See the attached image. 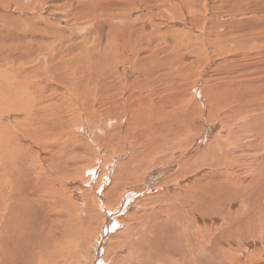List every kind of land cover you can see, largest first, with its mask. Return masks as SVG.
<instances>
[{"label": "rangeland", "instance_id": "1", "mask_svg": "<svg viewBox=\"0 0 264 264\" xmlns=\"http://www.w3.org/2000/svg\"><path fill=\"white\" fill-rule=\"evenodd\" d=\"M38 1L46 13L50 12L51 14L57 10L59 15L48 18L49 20H46V23L44 22L45 20L42 21V23L41 20H43V18H41L37 22L40 27H38L36 32H33L39 35L33 34L30 26L26 27L22 33L19 32L20 34L18 32H16L17 34H12L13 36L16 35L19 38L21 35H25V33H30L31 37H29L30 40L28 41L21 40L22 43H27L26 46L15 45L14 47L13 45L12 49V44L9 43V47L7 48L11 54L13 53L14 66H17L15 68V74L20 73L17 76L18 79H23L25 76V79L36 80V78H40L39 80H41L33 85L34 89H37L36 92L38 93L37 101L34 98L32 100L35 103L33 109L38 116H35L33 119L29 118L31 128H34L32 122L36 126L44 124L46 134L48 132L51 134L48 138L50 141L54 133L56 136L65 135L67 130H64L68 129L73 122H78L80 127L85 123L89 132L88 134L83 132H81V134L77 133V135H80L79 139L75 140L73 144L68 146H65V143L60 146H56L54 144L55 148H50L47 145L42 144L35 145L33 147L32 154L26 157L25 163L31 165L33 164L32 168L35 169L32 170L37 172L40 171V166H44L45 170L44 172L40 171L43 179H36L32 178V173L29 172L31 168H26V174L28 177L25 178L24 195H30L34 189H40L44 186L50 187L48 181L46 180L48 179L50 184L53 185V189L54 187H57L55 190H60L59 195L61 197L59 196L57 202L59 204H62L63 202L67 204L71 210H73L77 201L85 202L86 196L84 195V192H87V188L92 187L95 189L99 185L103 184L105 180L107 184L104 190H109L113 185L127 182V186L130 189L126 190L137 191L138 189L144 188L137 182V176L143 175L142 177H149L151 180L148 178L149 181H144L143 184L145 186L150 185V188H154V190L151 192H146V190L143 192L142 190L143 193H138L135 200H133V207L135 209H140L141 206L148 201L152 202L151 207L153 210L151 209L150 215H143V218L148 221V224L143 229L137 230L135 228L130 229L129 231L128 226H124L122 232L128 231L129 234L126 235L127 239L119 238L117 240L120 248L132 243L131 248L139 251H143L147 247H157L149 236V233L152 234L155 240L160 242L162 247H170L169 241L164 239L165 235L167 234V230L169 228L177 227L174 225H166L167 216L172 214L171 211L178 214L181 208L189 207L191 208L192 214H195L198 218L203 219L209 224L215 220V211L219 207H223L227 212L229 208L224 206V198L232 195L231 190L233 187L222 184H212L211 187L206 188L205 184L202 182V185L205 188L203 190L211 194L212 199H214L217 195L222 194L223 205L214 204L211 206L209 211H200L199 206L195 204L199 200H194L193 198L189 199V197L184 200H179L175 197L170 198L171 193L169 191L158 196L156 199V193H158V191H162V189L158 188V184L163 182L165 171L170 167V165L167 160L163 159L156 165H151L150 163L152 162L154 156L159 155L161 152L173 150L184 153V155H181L180 158L178 157V160H180L181 157L182 159L178 161L176 165L180 166L183 171L192 170L202 166V162L209 154V151L215 152L217 150H221L226 154H230V151H232L239 153L238 157L246 158L247 156H250V153L244 151L243 145L238 142L235 143L234 141L242 139V141L248 142L253 135L258 136L261 140L263 139L264 109H259V107L260 105H264V48L255 47L259 41L264 40V0H206V4L204 6L203 3L205 0H135L134 4H130L132 2L127 0H93L95 2L91 0L89 2H84L85 4L82 0H58L60 1V4L54 0ZM66 3L67 5L68 3H71V6L66 5L68 8L64 13H62V9L58 10V8L64 6ZM131 5H133V7ZM135 5L137 12L135 11L134 13L142 12L140 8L144 9L146 11L145 14L149 15L148 19L145 17L144 23L153 24V28L151 30V40L149 42L144 41L143 45V37V40H146L144 32L145 34H148L149 31L145 30L141 25L143 22L136 21L138 19L135 18V14L133 15V13H131V9L135 10ZM120 15L127 16L129 20L127 19L125 24L117 21L116 18ZM19 17L27 18L28 14L21 13ZM98 19H100V21H98ZM50 20L57 21V25L52 23ZM117 22L119 23L120 32L122 34L121 38L123 39L122 43L124 42V46H115L118 47V50H115V47L113 46L114 50H112L109 49L112 46L104 43V38L109 32L113 35L117 34V30L114 26ZM87 23L92 25L88 26ZM132 24H135V27L137 26L135 31L132 30ZM122 25H126L132 32L122 33ZM40 29L41 31L43 29L42 33ZM131 40L143 48L150 46L149 51L151 59H145V61L143 60V57H140L139 64L143 63V66L148 61H152V64L149 62L148 65L158 68V65L163 57L171 59L172 56H174V59H172L174 64L165 66V68L169 67L172 69L173 74L170 78L173 80V87L177 89H169L170 93L168 94V98H165L162 102H160V100L149 109H144L140 103H137L134 108L122 106V99H125L124 95H121L123 94V92H121L122 90L119 91V93H112V90L109 92V88L113 89L115 86H113L114 84H111L108 87L104 86L106 82H110L108 80L109 74L102 72L98 65V63L101 62V59L107 57V54L115 51L114 54L122 52L120 61L123 65H121V67L124 66L129 69L131 64L130 61L133 59V56H131V49L126 48H129L132 42ZM248 43L252 44L248 45ZM115 44L117 43L115 42ZM77 46L90 48L86 52L82 53L83 56L87 58V60L85 62L83 61L82 64H79V60H76L77 57L79 59L82 58V55H76L74 53V49H76ZM225 46L228 48L230 46L231 47L228 49L227 47L225 48ZM238 46H240V50H238ZM16 47L17 49L14 50ZM21 47L27 51L20 50L22 49ZM0 48H3L2 44H0ZM70 48L73 49L72 54L74 55L72 61L69 59V55L71 53ZM55 54H57V57ZM205 55L208 56L209 62L211 61V64L208 66L205 64L207 61V57ZM36 56H44L45 58L53 57L52 59L56 61L60 58L59 60H61V63L56 64L55 76L54 73H51L52 70L45 76L42 73V71L47 69V67L52 68L51 65L54 64V61L38 64L33 60ZM64 57L68 58L65 59ZM3 59L5 60V55ZM250 60L260 62L258 65L254 64L256 65L254 68L258 67L257 69H259V71L257 70V72H263L261 75H258L259 77L263 76L261 79L257 80L256 77H253L249 81V86L254 88L256 96H254L253 99L251 97L243 99L241 96L242 91L236 90V97L230 98L225 103H220L219 105H216V108H213L211 99L213 96L221 95L222 91V94L227 92V88L229 84H231V77H229L228 80H221L224 81L222 84H216L215 82H219V80L224 78V75L227 73L230 74V76H233L231 73L234 68L233 66H235V68H239L242 64H247V62L249 63ZM76 61L78 63L77 66L73 64ZM30 62H33L31 64H34L33 68L24 70V68L21 67L23 65H28ZM63 62H66L67 64ZM39 66L42 67V69ZM110 67L108 68V71L113 72L111 71L114 67L113 63ZM173 68L176 71L173 70ZM209 72H211V74L206 75V73ZM1 73L3 72L1 71ZM195 73L198 75L200 74L201 78L197 79V77H194V75H196ZM41 74L43 75L41 76ZM146 74L147 73L138 74L130 81L129 84L126 79L125 83L128 84L126 87L129 88L131 84L132 86L129 90L125 87L126 89L124 92L138 93L139 90L137 85L141 84L145 80L144 76H146ZM203 75L206 76L202 77ZM120 76L122 79L124 78V76ZM156 76L160 77L158 74ZM238 76L240 77V74H238ZM148 77L153 80L157 78L154 77L153 74H149ZM80 78H83L81 79V83L78 82ZM2 79L7 81V78ZM197 80H199L198 83H201L199 85L204 88L203 94L206 102V111L202 112V107L200 105L201 112H199L200 108L197 106L198 104L193 103L190 106V110L186 112L184 116H176L174 119L171 118V121L169 120L168 123L165 122V125L162 126V128L156 126L157 122L167 120L165 119L164 109L171 106V100L175 101L176 97L181 95V93H186L191 90L190 88H194V82ZM68 81L70 84L67 83ZM101 81L103 83V88L100 86V84H102ZM114 82L116 81L111 83ZM7 85H9V82H7ZM63 85H68L69 89L67 90H69V92H65V88L67 87L64 88ZM225 85H227L226 88L216 90L215 93L213 92L216 87ZM16 87L17 85L13 87V89ZM251 87L248 89V92L251 91ZM107 89L109 90L108 92L106 91ZM195 90L197 92V89ZM196 95L197 93H195V96ZM144 96L145 94H142L140 98ZM180 97L184 98L183 96ZM116 101H118L119 106H114L113 113L109 112V102L114 103ZM129 102L133 104V101ZM231 103L235 105V111L227 114L220 111V108L226 105H232ZM199 104L201 103L199 102ZM246 105H248L247 108L251 107V109H245ZM69 112H72L73 116H68ZM251 113L252 115H250ZM201 114L206 115L209 126H213L219 122V124L214 126L215 130L209 134L207 138H201V134L197 135L195 133L196 131L203 130L201 126ZM226 115L227 118L223 119ZM72 118V123L65 125V123L67 121L69 122ZM110 121L114 124H109ZM183 122L190 123V128L185 131L183 136H173L162 141L154 139V135L156 133L166 134L171 129L179 131L183 128V126H185ZM231 124L234 125L231 126ZM0 127L3 130L6 129L2 121L0 122ZM218 130L223 132V134L231 133V138L227 139V144L229 146H234V148H230L222 144L223 134L217 133ZM28 133L30 132L22 134L27 136ZM29 135H31V133ZM33 137L34 134L31 138ZM38 138H40V136H38ZM217 142L221 143V148H218L214 144ZM54 143L56 142L54 141ZM188 144H190V147H187L188 152H186L184 149ZM59 147L64 148L65 151L56 153L57 150L59 151ZM72 150H74L73 153ZM76 154H85L88 159L87 161H90V167L85 173L80 172L78 175L75 174L68 176V174L73 173L71 165L73 167L82 165L74 162L77 159L75 156ZM174 156L176 157L177 154L174 153ZM192 156L199 157V161L192 160ZM17 157L18 156H16V158ZM2 164H4L3 160ZM50 165V171L54 174L53 179L48 177L50 173L46 172V168L50 167ZM0 167H2V165H0ZM25 167H27L26 164ZM259 167L263 172L264 162ZM196 173L197 172H193L190 176H194ZM56 175L58 177H56ZM196 176L197 175L194 177ZM82 178L84 182L82 184L83 186H81L82 181H78V179L82 180ZM30 179H34V181L38 180L37 185L32 183L28 184L27 181ZM192 179L190 181H192ZM152 182L153 184H151ZM184 183L185 182H181L180 185H183ZM171 185L173 188L177 186L176 182ZM28 186H31V188L34 189L29 190ZM104 190L100 188L101 194ZM63 192L65 193L64 197H62ZM106 192L108 193V191ZM112 192L115 193L114 191ZM258 192L254 194V197L257 194V202L255 201V204L251 205L252 207H255L253 210H259L262 213L263 210L259 207L261 205L259 194L261 193ZM70 195L73 196V198L71 197L72 200L70 199ZM6 197H8V195H6ZM45 198L51 199H48L47 201L53 200L52 195H47ZM23 202L26 203L24 204ZM30 202L31 201L24 198L20 201L25 215V222H30L29 219L33 220L35 223H38V228L36 226V228L34 227L35 223H32L31 226L24 225L27 230L25 232L20 231L19 237L20 239L26 240L27 244L39 245L42 243L39 233L42 230L49 228L50 222L45 217V208H42L43 205L41 208L31 206L37 201ZM110 203L112 206L111 208H115L117 204V194L115 196L113 195ZM257 203L258 205H256ZM88 206L90 208L87 210H90L89 212L93 214V202L91 200H89ZM121 207L122 206H120V208ZM104 210L105 213H109V210L106 208ZM94 212L99 215L95 209ZM154 214L157 216L154 221H151V216ZM228 214L233 215V209L230 210L227 215ZM117 216L118 215L111 218V220H119L123 218V216H120L118 219L116 218ZM88 222L91 223L92 228L90 231V243L93 240H97V238L99 239L101 231L111 232L114 230L111 226V222L113 221L107 223L105 226L104 223H106V219L103 222L100 215L98 217L94 216V219ZM180 223H183L182 218H180ZM2 224H0V227ZM102 224L103 230L100 229ZM243 224L247 228L252 230L255 229L253 227L254 224L249 220L244 219ZM259 224L260 223L257 222L255 226L257 227ZM82 233V231L76 229L74 234L69 235L68 240L65 242V245L69 243L74 244L71 251H66L71 258H73V256H77L78 254L76 250V242L81 240L83 235L80 234ZM10 234L14 236L13 232ZM228 234L229 233L226 232L220 235L219 239ZM113 235L114 234L112 233L109 234L110 237ZM60 237L61 234L58 233L56 235L55 242L46 250V252H44L43 258L48 260L46 256L49 257L50 252H53V255H56V252H59L58 255L62 254L63 260L67 262H65V264H75V262L71 259L68 261L69 257L64 255L66 252L61 251L62 245L57 241ZM134 238H137V240H134ZM229 242L232 244L231 242H233V240H230ZM31 248L32 246L23 244V247L15 252L13 257H9L10 260L12 259V261L17 262L18 264H31L36 262V260L39 261V259H41V254L38 251H35L31 258L29 257L28 252ZM39 248L41 249V247ZM86 249L87 248L83 249V253L86 252ZM129 250H127L128 255H130ZM254 250L256 252L260 251L258 248H254ZM43 251L44 250H41L40 252L43 253ZM3 254L4 248L0 246V263ZM60 258L61 257L55 259L57 264L61 261L62 258ZM38 264L45 263H42L41 261V263ZM133 264H138V260L134 257Z\"/></svg>", "mask_w": 264, "mask_h": 264}, {"label": "bare ground", "instance_id": "2", "mask_svg": "<svg viewBox=\"0 0 264 264\" xmlns=\"http://www.w3.org/2000/svg\"><path fill=\"white\" fill-rule=\"evenodd\" d=\"M54 1L58 3L60 2L58 0H54ZM82 1L84 3L86 1L89 2L91 0H82ZM127 1H131L132 3L130 4L135 3V0H127ZM205 4H206V0L203 3V6ZM66 5L67 3L62 7L57 5L58 7H60L57 8L58 10L62 9V13H64L65 10L68 8L66 7ZM68 5L71 6V3H68ZM131 6L133 7V5ZM41 7L42 6L39 4L38 0H0V12H1L0 13V44L3 45V48L2 49L0 48V53H1L0 54V122L2 121V123L6 127L5 130L1 129L0 127V165H2V167H0V224L3 223L2 226L0 227V246L4 248V254L2 256V260L0 264H18L17 262L12 261V259L10 260L9 257H13L14 253L17 252L21 247H23V244L32 246V248L28 252L30 258L33 256L35 251H38L41 254V259H39V261L36 260V262H33L31 264H38L41 263V261L42 263L44 262L45 264H53V262L54 264H57L55 259L59 257L62 258V254L58 255L59 252H56V255L55 254L53 255V252L49 251L50 256L49 257L46 256L48 260H45L43 258L44 252H46V250L50 248V246H52V244L55 242L56 235L58 233L61 234V237L57 240L62 245L61 251L62 252L71 251L74 247V244L69 243L65 245V242L68 240L69 235L74 234L76 229L83 232L82 234H80L83 235L81 240L76 242V250L78 254L77 256H73V258L69 257L68 252L64 254L66 257H69L68 261L71 259L73 260V262H75V264H119V263L133 264V257L138 260V264H170V263L173 264H264V196H263L264 170L262 172V170L259 167L264 162V136L262 140L258 136L253 135L252 138L248 140V142H244L242 141V139L238 141H234L235 143L238 142L241 145H243L244 151L250 153V156H247L246 158H240L238 157L239 153L232 151H230V154H226L224 151L221 150H217L215 152L209 151V154L202 162L203 163L202 166L187 171H183L180 166L176 165V163L182 159L181 157V159L178 160L181 155H184V153L171 150L173 152L164 151L161 152L159 155L154 156L152 162L150 163L151 165L158 164L162 159L167 160L168 164L170 165V167L167 168L165 171L164 174L165 177L163 178V182H160L158 184V188L162 189V191H158V193H156L155 195L156 199L158 196L165 194L169 191L171 193L170 198L175 197L176 199L179 200H184L188 197L189 199L193 198L194 200H199L195 204L199 206L200 211L203 210L209 211L211 206H213L214 204L223 205L222 194H219L214 199H212L211 194L203 190L205 188L203 187L202 182L205 184L206 188L211 187L212 184H216V185L222 184L233 187V189L231 190L232 195L224 198V206L229 208L228 211L226 212V210L223 207H219L215 211V216H214L215 220L210 222V224L206 223L203 219L198 218L195 214H192L191 208L189 207L181 208L178 214H175L173 211H171L172 214L167 216L166 225H174L177 227L169 228L167 230V234L165 235L164 239L168 240L170 243L169 248L162 247L160 242L155 240L151 233H149V236L151 237L155 245H157V247H147L143 251H139V250H135L134 248H131L132 243L127 244L123 248H120L119 243H117V240L119 238L127 239L126 235L129 234L128 231L130 229H135V228L137 230L143 229L148 224V221L145 218H143V215L144 214L150 215L151 209L153 210V208L151 207L152 202L148 201L144 203V205H142L140 209H135L133 207V200H135L137 194L142 192V190L143 192L145 190L146 192H151L154 190V188H150V185L145 186L143 184L144 181L145 182L149 181L148 180L149 177L146 178L142 177L143 175L137 176V182L142 187H144L138 189L137 191L126 190V189H130L127 186V182L113 185L109 190L107 189L104 190L107 184L105 180L103 184L99 185L95 189L92 187L87 188V192L86 191L84 192V195L86 196L85 202L77 201L74 205L73 210H71L67 204L63 202L62 204L61 203L59 204L57 202L60 196L59 195L60 190L59 191L57 190L58 191L57 192L55 190V188L57 189V187H54L53 189L52 188L53 185L50 184V181L48 179L46 180L48 181L50 187L44 186L41 187L40 189H34L31 188V186H28L29 190L31 189L34 190L32 191V193H30V195H24L23 192L25 186V178L28 177L26 174L27 172L26 168L27 169L31 168L29 172L32 173L31 174L32 178H36V179H41L42 173L40 171L44 172L45 170L44 166H40L41 167L39 169L40 171L37 172L35 170H32L35 169L32 168L33 164L31 165L25 163L26 157L32 154L33 147L35 145L42 144V145H47L50 148H55L54 144L56 146H60L63 143H65V146H68L70 144H73L75 140L79 139L80 135H77V133L81 134V132H83L85 134H88L89 132L87 130L88 127L85 123L80 127L78 122H73V124L70 125L68 129L65 130L63 129L64 131L67 130L65 135L56 136L54 135L55 134L54 133L51 137V141L53 142L52 143L48 139L51 134H49V132L46 134L44 124H40L36 126L32 122L34 128H31L29 118L33 119L35 116H38V114L33 109L35 103L32 100L34 98L37 101V96H38V93L36 92L37 89H34L33 85L37 82H40L41 80H39L40 78L39 79L36 78V80L35 79L29 80V79H25V76L23 79H18L17 76L20 73L15 74L16 72L15 68L17 66H14V62H13L14 56L12 55L13 53L11 54L7 50V48L9 47L8 46L9 43L12 44V49H13V45L14 47L15 45L26 46L27 43L24 42L25 43L24 44L22 43L21 40L28 41L30 40L29 37H31L30 33H25V35L23 34L19 38L16 35H14L15 36L14 37L12 34H17L16 32L22 33V31H24L28 26H30L32 33L36 32L38 27H40V25H38L37 22L41 18H43L41 22L45 20L44 22L46 23L47 22L46 20H49L48 18L56 17L59 15V12L57 10L50 14V12L46 13L43 7L42 8ZM134 8L135 10L131 9L132 10L131 13H133V15L135 14V18L138 19L136 21H142L143 24L141 25L143 26V28L149 31L148 34H145L144 32V36L146 40H143L144 37L142 35L143 37L142 45H143L144 41L149 42L151 40V35H152L151 30L153 28L152 27L153 24L146 22L144 23L145 17L147 19L149 17V15L145 14L146 11L144 9L140 8L142 12L139 11L140 13H134L137 9L136 5L134 6ZM21 13L28 14V17L20 18L19 16ZM127 19L129 20V18L125 15H120L116 18L117 21H120L123 24L127 22ZM50 21L55 25H57L56 24L57 21L54 20H50ZM98 21H100V19H98ZM87 25L90 26L92 24L87 23ZM114 26L117 30V34L113 35L112 33L109 32L108 34L105 35L104 38V43H106L109 46H112L109 48L112 50H114L113 48L115 46H124L123 45L124 42L122 43L123 39L121 38L122 34L120 32L119 23L118 22L115 23ZM131 27L132 30L135 31V28L137 26L135 27V24H132ZM124 32L131 33L132 31L126 25H122V33ZM115 42L117 44H115ZM136 44L137 43L132 41L129 48L126 46L127 47L126 49H131V54H132L131 56H133V59H131L130 61L131 64L129 69L124 66L121 67V65H123V63L120 61L122 52L121 53L118 52L114 54L115 51L107 54V57L101 59V62H99L98 65L101 68L102 72H104L105 74H109L108 80L110 82H106L104 86L108 87L111 84L112 85L114 84L113 86H115L113 89L109 88L110 91L108 89L106 91L111 92L112 90V93H119V91L122 90L121 92H123V94L121 95H124L125 97V99L121 98L123 100L122 106L134 108L137 103H140L144 109H149L150 107H153L155 103H158L160 100H161L160 102H162L165 98H168V94L170 93L169 89H173V88L177 89L173 87L174 86L172 85L173 80H171L172 78H170V76H172L173 74L172 69L169 67L165 68V66L174 64L172 60L174 59V56H172L171 59L167 57H163L158 65L159 66L158 68H155L152 65L151 66L148 65L149 62L152 64V61H148L146 63L147 66L146 64L143 66L142 65L143 63L139 64L140 57H143V60L151 59V55L149 51L150 46L143 48L141 46H138V44L137 45ZM251 44L252 43H248V45ZM226 47L227 46H225V48ZM238 47H239L238 50H240V46ZM259 47L264 48V40L259 41L255 48H259ZM15 49H17V47L14 48V50ZM89 49L90 48L79 47V46H77V48L74 49L75 51L74 53L76 55L78 54L82 55V58L79 59L77 57L76 59L79 60L78 61L79 64H82L83 61L85 62L87 60V58L83 56L82 53L86 52ZM20 50L27 51L24 48ZM115 50H118V47H115ZM72 52L73 49H71V53L69 55L70 56L69 59L71 61L74 56ZM4 55H5V60L3 59ZM55 55L57 57V54ZM205 56L207 57V61L205 64L206 66H208L209 64H211V61L209 62L208 56L207 55ZM52 58L49 57L45 58L44 56H36L33 59L34 62L38 64L54 61L53 62L54 64L51 65L52 68L49 67H47V69L43 68L44 71H42V73L44 74V76L48 75L49 71L51 70H52L51 73H54L55 76L56 64L61 63L60 62L61 60H59L60 58L58 59L59 61L58 60L56 61ZM64 58L67 59L68 57L67 58L64 57ZM32 63L33 62H30L28 65H23L21 67L24 68V70L31 69L33 68L34 65V64L31 65ZM78 63L76 61L73 64L77 66ZM112 63L114 67L111 69V71L113 72H109L108 68ZM259 63L260 62L250 60L249 63L247 62V64H242L239 68H235V66H233L234 68L233 71L231 72L233 76H230V74L227 73L228 75L225 74L224 78L219 80V82L221 83L215 82L216 84H222L224 81L221 80H228L229 77H231L230 80L231 84H229L227 88L228 89L227 92L222 94L223 92L222 91L221 95H216L217 97L213 96V98L211 99L212 107L216 108V105H219L220 103H225L230 98L236 97V90L242 91L241 96L243 97V99L248 97H251L253 99L254 96H256L255 94L256 91L254 90L253 87L249 86V81L253 77H256L257 80L263 77V76L262 77L258 76L261 75L263 72H257V70L259 71V69H257L258 67L254 68V66L258 65ZM40 68L42 69V67ZM173 70L175 69L173 68ZM1 71L3 73H1ZM145 73H147L146 76H144L145 80L141 84L137 85V88L139 90L138 93L124 92L126 88L127 90H129V88L132 86L131 84L129 88L126 87L134 77H136L138 74H145ZM43 74H41V76ZM149 74H153L154 77H157L156 75L158 74V76L160 77H157L153 80L150 77H148ZM208 74H211V72L206 73V75ZM238 74H240V77L238 76ZM120 75L124 76V78L122 79ZM206 75H203L202 77ZM194 77H197V79L201 78L200 74L199 75L196 74L194 75ZM2 78H7V81H4ZM81 79L83 78H80L79 79L80 81L78 80L79 83H81ZM126 79L128 80V84L125 83ZM113 81L116 82L111 83ZM198 81L199 80L194 82V86H193L194 88H190L191 90L187 91L186 93H181V95L176 97L175 101L171 100V106L164 109L165 119L167 120L157 122L156 126L162 128V126L165 125L164 123L165 122L168 123V121L171 118L174 119L176 116H184L186 112L190 110V106L193 103H197L198 104L197 106H199V108L201 105L202 112L206 111V102L203 94L204 88L199 85L201 83H198ZM7 82H9V85H7ZM67 83L70 84L69 81ZM16 85L17 87L13 89V87H15ZM100 86L102 87L103 83L100 84ZM226 86L227 85L216 87L213 90V92L215 93L216 90L226 88ZM63 87L64 88L67 87L65 88L66 93L69 92V90H67L69 89L68 85H63ZM204 87L206 88L205 85ZM250 87H251V91L248 92V89ZM195 89H197V92ZM229 89H233V90H229ZM195 93H197L196 96ZM142 94H145V96L140 98ZM180 96H183L184 98H181ZM129 101H133V104L130 103ZM199 102L201 104H199ZM114 106H119L118 101L114 103L109 102V112L112 113L114 112ZM247 106L248 105H246L245 109L250 110L251 107L247 108ZM259 109H264V105L262 106L260 105ZM200 110L201 108L199 109V112H201ZM220 111H223L226 114L231 113L235 111V105L234 104L226 105L220 108ZM252 113L250 115H252ZM68 116H73V113L69 112ZM226 118L227 115L223 117V119ZM201 119H202L201 126L203 130L196 131L195 133L197 135L201 134V138H207L208 135L215 130L214 126L219 124V122H217L213 126H209V122L206 119V115L201 114ZM72 120L73 118L69 122L67 121L65 125L72 123L71 122ZM109 124H114V123L110 121ZM183 124H185V126H183V128L180 129L179 131L177 130L174 131L171 129L166 134L156 133L154 135V139L162 141L165 140L166 138H170L173 136L175 137L183 136L185 131L190 128V123L183 122ZM233 125L234 124H231V126ZM26 132H30L31 135H29L30 133H28L27 136H24L22 134ZM217 133L223 134V132H220L219 130ZM33 134L34 137L31 138ZM38 136H40V138H38ZM230 138H231V133L223 134L222 144L230 148H234V146H229L227 144V139ZM54 141L56 143H54ZM214 144L218 148H221L222 146L220 142ZM187 147H190V144H188L184 149V151L186 152H188ZM64 151H65L64 148L59 147V151L57 150L56 153L64 152ZM73 151L74 150H72V153ZM174 153L177 154L176 157L174 156ZM16 156L18 157L16 158ZM75 156L77 157V159L74 162L82 165L77 167H73L71 165V170L73 171L74 174L71 173L68 174V176L75 174L78 175L80 174V172L85 173L90 167V161L89 162L87 161L88 159L86 158L85 154H76ZM2 160L4 164H2ZM192 160L199 161V157L192 156ZM25 164L27 165V167H25ZM50 168L51 165L50 167L46 168V172L50 173L48 177L53 179L54 174H52ZM193 172H197L195 174L197 175L196 177H194L195 175L190 176V174H192ZM56 177L58 176L56 175ZM191 179L192 181H190ZM37 181L38 180L34 181V179L33 180L30 179L29 181H27V183L28 184L32 183L37 185ZM78 181L79 182L82 181L81 186H83L82 185L84 183L83 178L82 180L78 179ZM42 182L44 183L43 180ZM175 182L177 186L173 188L171 184ZM181 182H185V183L183 185H180ZM151 184H153V182ZM257 186L259 189L257 188ZM100 188L104 190L102 191L103 192L102 194ZM106 191H108V193ZM112 191H114L115 193H113ZM258 191L261 193L259 194L260 196L259 195L258 196L261 203L259 207L260 209L263 210L262 213L259 210L258 211L253 210V208L255 207H252V205L255 204L256 196H257L256 194V196L254 197V194L257 193ZM64 194L65 193L63 192L62 197L65 196ZM116 194H117V204L115 208H111L112 206L110 200L113 198V195L115 196ZM6 195H8V197H6ZM47 195H52L53 200L47 201L48 199H50V198H45ZM22 197L31 202L37 201L35 204L31 206H36L41 208L43 205L42 208H45L44 210L45 217L50 222L49 228L44 229L39 233V237L42 239V243L39 245L27 244L26 240L20 239L19 237L20 231L25 232L27 230V228H25L24 225L31 226L32 223L33 224L35 223V221L30 219H29L30 222H25L24 211L22 210L23 208L22 205L20 204L21 199L23 200ZM71 197L73 198L72 195H70V199ZM89 200L93 202V210H92L93 214L89 212L90 210H87L90 208L88 206ZM82 205L84 206V209ZM106 205H108L109 207ZM256 205H258V203ZM120 206L122 207L120 208ZM105 208L109 210V213H105L104 210ZM94 209L99 213L103 222L106 219V223H104L105 226L107 225V223L113 221L111 222L112 223L111 226L114 228V230H112L111 232L101 231L100 232L101 236L99 237V239L97 238L98 241L93 240L90 243V231L92 230V228H91V223L88 221L93 220L94 216L97 217L99 216L98 214H95ZM232 209H233V215H229V214L227 215V213ZM116 215H118L116 217L118 219L120 216H123V218L119 220H111V218H114ZM156 216H157L156 214L152 215L151 221H154ZM180 218H182L183 223H180ZM244 219L251 221L254 224L253 227L255 229L252 230L250 228L245 227V225L243 224ZM257 222H259L260 224L256 227L255 224ZM37 224L38 223L36 222L34 227L36 226L38 228ZM102 226L103 224L101 225L100 229H102ZM124 226H128L127 232H122ZM12 232L14 236L10 234ZM226 232H228L229 234L224 235L219 239V236ZM110 233L114 235L110 237L109 236ZM134 240H137V238H134ZM230 240H233V242H231L232 244H230L229 242ZM39 247H41V249ZM84 248H87L85 253H83ZM254 248H258L260 251L256 252ZM41 250H44L43 253L40 252ZM127 250H129L130 255L127 254ZM65 262L66 261H64L62 258L58 264H65Z\"/></svg>", "mask_w": 264, "mask_h": 264}]
</instances>
